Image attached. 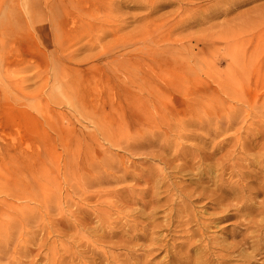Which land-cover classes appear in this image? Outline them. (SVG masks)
Wrapping results in <instances>:
<instances>
[{
	"label": "rangeland",
	"instance_id": "rangeland-1",
	"mask_svg": "<svg viewBox=\"0 0 264 264\" xmlns=\"http://www.w3.org/2000/svg\"><path fill=\"white\" fill-rule=\"evenodd\" d=\"M156 2L0 0V65L5 75L0 72V133L21 137L25 163H36V169H24L18 176L6 174L17 163H0V264H47L54 257H65L68 264H196L203 251L192 244L196 225L185 223L188 211H182L183 202L203 216L222 207L209 197L188 199L180 187L190 190L192 179L201 176L208 195L219 186L227 192L226 202L235 203L241 192L229 191L241 188L259 161L264 165V58L259 55L253 62L255 68H262L257 84L245 71L241 80L224 85L233 76L230 70L242 64L234 59L236 51L243 58L257 53L249 44L230 52L227 42L217 38L221 27L234 28L242 22L247 28L260 18L264 0L242 1L227 7L228 12L219 11L218 1H196L200 6L196 15L206 9L209 15L178 28L172 36L183 41L193 36V44L199 36L212 41L204 50H192L191 44L189 50L169 54L208 83L200 87L210 91L204 103L216 102L220 109L221 128L213 120L211 127L185 123L186 129L197 130L207 141L182 139L166 122L154 127L160 113L174 114V109L187 107L177 93L172 95L173 106L151 101L149 57L168 52L151 53L148 38L159 37L163 17L180 6L174 3L148 14ZM142 28L146 39L135 41ZM244 35L252 42L263 37L259 31ZM56 64L61 80L54 79ZM130 78L141 84L131 85ZM71 80L75 81L66 86L65 81ZM247 82L252 83L249 88ZM152 83L163 86L162 80ZM256 85L263 89L258 100L253 97ZM243 89L253 92L251 102L231 96L230 91ZM112 97L118 98L113 104ZM123 97L133 102L121 103ZM172 115L167 122L175 121ZM202 121L208 120L202 117ZM197 144L207 153L214 151L213 157L202 162L195 159L193 149H186L182 153L190 156L181 153L174 159L182 146ZM251 159L256 166L248 164ZM207 165L211 174L206 173ZM254 186L263 191L260 184ZM263 198L253 192L248 201L258 205ZM98 209H112L111 221L102 225ZM150 209L155 211L154 223L132 228V219L145 218L131 214ZM226 211L233 213L235 207ZM245 224L243 217L231 216L214 224L209 234L238 241L239 234L252 231ZM224 225L232 235L220 230ZM260 234L264 243V231ZM211 251L216 264L220 251ZM238 253L230 257L237 260Z\"/></svg>",
	"mask_w": 264,
	"mask_h": 264
},
{
	"label": "bare ground",
	"instance_id": "bare-ground-1",
	"mask_svg": "<svg viewBox=\"0 0 264 264\" xmlns=\"http://www.w3.org/2000/svg\"><path fill=\"white\" fill-rule=\"evenodd\" d=\"M136 1H157L155 8L152 10V8L149 9L148 14L153 13L155 10L163 9L167 5L178 3L180 4L178 11H175L174 13H166V15L163 17L165 24L163 25V31L162 34L158 37L156 34L151 35L154 37L148 38L149 43L148 47L152 49L151 53L156 52V50H161L162 52H168V54L164 57H158L150 55V73L147 75L151 85L149 91L151 92L152 98L151 101L155 103L158 101V103L162 106L163 103L171 104L173 106V98L172 95L174 93L180 94V99L183 102L182 98L186 99L187 101V107L185 106L184 109H174L176 113H171V110H168L166 113H160L157 117V122L154 125V127H158V125L162 122H166L167 125H171V129L173 131H178V136H180L182 139H201L203 141H207L208 139L202 136L201 133L197 132V130L189 131L186 129L185 123H189L191 126L194 125H202L207 126L211 124L213 121H215L216 127H220V122L222 115L220 114V109L217 107L216 102H211L209 104L204 103L206 97L209 96L210 91L202 90L200 87L207 84L205 83L197 74L195 73H189L187 71L186 66L183 64L178 63L175 59H170L169 54L175 53V52H181L184 51L186 48L189 50L190 45L192 44V50L194 48H198L200 50H204L206 46L209 45L210 40H207L205 36H199L195 37V44H193L192 38L193 36H190V39H186L183 41L184 38L176 40H172V36L175 33V31L180 27H186L187 25L191 23H195L200 17L208 16L209 12L206 9V11L201 10L199 15L198 10L200 6L196 3V1L199 0H136ZM208 1H218L215 5L219 7V11H225L228 12V10L233 8V6H237L242 1H258V0H208ZM264 4H262L260 7L262 8ZM229 7V9L227 8ZM264 11V8L262 9ZM184 14L187 15L185 18H181ZM181 15V16H180ZM225 26V25H223ZM221 31L219 32V36L217 38L225 40L228 46V50L231 52L232 50H244L248 44L252 45L253 52H256L255 55H250L248 58H243L241 54L237 57L236 54H238V51L235 52L234 59H237V62H240L242 64L235 65L234 70H230L231 74L233 76H229L227 79H225L224 85H228L231 81L234 80H241L242 75L246 72L250 73V76L256 79L258 83V77L260 76L262 68L258 69L255 68L253 65L255 59L261 55L262 58H264V12H262V15L260 18H256L255 21H253L247 28L242 25V22H236V26L234 28H223L221 27ZM246 31L251 32H261L263 37L258 38L257 41H251L252 38L246 37L244 33ZM137 37L135 38V41L146 39V33L144 32V29L142 28L140 32H138ZM161 40H164V43H161ZM176 40V41H174ZM190 43V44H189ZM189 44V45H188ZM147 47V48H148ZM259 52V53H258ZM261 53V54H260ZM191 57V56H190ZM188 57L187 59H190ZM130 59V58H129ZM219 60V59H217ZM251 61V62H250ZM249 63V64H247ZM250 65V66H249ZM28 66H31V63L28 62ZM0 65V72H1ZM55 70H58V73L55 75L56 79H62L63 74L59 71L60 66L58 64L55 65ZM128 71V69H125ZM264 70V68H263ZM2 74V75H1ZM1 77H5L4 73L1 72ZM241 76V77H239ZM247 76V75H246ZM119 76L117 75L116 78ZM239 77V78H238ZM162 80L163 86L160 87L157 84H153L152 82L160 81ZM75 80L71 81H65L66 86H68L69 82L70 84L73 83ZM252 82V81H251ZM247 82V87L249 88L252 83ZM129 83L131 85L138 86L141 84L138 80L130 78ZM149 83V84H150ZM230 86V85H229ZM258 85H256V88ZM254 89L253 97L258 100V92L263 90L261 87ZM248 90L244 91V89L241 91L239 90H233V93L231 96L234 98H237L239 100L245 99L248 102H251L252 97H249V94L253 93ZM131 97H133L131 95ZM125 100H124V99ZM119 98V101L122 103V101L126 102H133L132 99L129 97H123ZM112 102H116L118 98H109ZM95 100H99L95 99ZM105 100V99H104ZM206 102V101H205ZM121 105V104H120ZM14 106V105H13ZM218 112H217V110ZM117 110V109H116ZM180 111H182V116L180 115ZM119 112V111H118ZM121 113V112H119ZM175 116H173V115ZM170 115L171 118H176L175 121H171V123L167 122V117ZM228 116H231V114H227ZM189 116V117H187ZM178 117V118H177ZM202 117L207 118V124L202 121ZM189 119V120H188ZM213 120V121H212ZM231 121H228V124H230ZM100 123V121H99ZM212 125H209L208 127H211ZM98 129H100L98 124ZM101 130V129H100ZM216 130V128H215ZM221 130V129H220ZM217 132V130L215 131ZM164 134H168V132L161 133V136ZM17 138V139H16ZM10 137L7 136L4 132L0 133V163L4 162H15L18 164L17 168L12 167V169H7L6 174H12V176H18L24 169L33 170L36 163H25L24 156L26 154V151L22 149L21 146V137ZM234 139L237 138V142H240V138L238 136H234ZM200 143V140H199ZM202 145H192L191 147L182 146L181 149H178V152L174 154V159H179L181 156V153L183 150L186 151V149H193L194 154H196L195 159H199L200 161H205L207 158H211L214 155V151L212 152H205L201 147ZM218 148H221L220 146ZM264 154V146L262 147ZM247 152L245 151V154ZM188 154H183L182 156H186ZM190 156V155H189ZM263 161H259L257 166L254 163V160L251 159V161L248 162L249 165L254 164L257 169L256 171L249 170L246 182L242 183L241 188H235L232 191H229L231 193L233 192H241V195L235 198V203H229L226 202L227 195L226 190L222 189L219 186H216V188L212 191L211 196L207 194L205 191V187L202 186V183L205 182L204 177L197 178V181L192 179L190 182L192 185H194L190 190L185 191L183 187H180V191L185 193L186 198H192L195 197L197 199H201L203 197H209L213 204L216 206L222 207V209L219 212H212L209 213L208 216L200 215L193 207H190L189 205H186L185 202H183V208L182 211H188L187 214V220L185 221L186 224H192L194 223L196 225V229L192 232L191 236L194 238L193 243L201 248L203 251V255L199 257L196 261V264H206V262H209V264H214L212 262V251L211 249L217 248L220 252L217 254V263L216 264H252L254 263H260L264 264V258L262 259V254H264V243L260 242L262 239V233L264 231V198L258 202V205H254L251 203V201H248L253 194V192H256L257 194H263L264 196V165H261ZM208 168V171L206 173L211 174L212 168L210 166H206ZM24 172V171H23ZM257 173H261V175H255ZM14 181V178L12 179ZM202 182V183H201ZM55 186L59 184V181L55 180ZM261 186L262 190L257 189L254 185ZM21 186L23 187V184L21 183ZM58 186V185H57ZM202 187V189H200ZM57 191V190H56ZM55 191H53L50 196H54ZM210 202V201H209ZM248 202V203H247ZM211 203V202H210ZM143 206H146V203L143 204ZM213 206V205H212ZM235 207V212L230 213L226 211L229 207ZM214 207V206H213ZM216 209V207H214ZM174 209V205L171 206V210ZM225 209V210H224ZM117 210V209H116ZM100 213V219L102 222V225L106 221L110 220V215L112 213V209H109L107 211L99 210ZM137 213L139 215H137ZM107 217H106V215ZM133 217H140L143 216L145 220H139L132 219L134 224L131 225L132 228H136L137 224L141 225V228L145 229L147 226H151L154 223V215L155 211L151 210L148 212L145 211H139L134 212L131 214ZM235 216V217H243L246 220V224L244 228H247V226H250L252 228V231L249 234H239L241 235L240 240L233 241V242H226V239L224 237L226 236H217L213 234H209L210 228L214 226L217 222L223 221L228 217ZM146 221V222H145ZM113 223V222H111ZM128 223V222H127ZM81 225L80 223H77ZM128 225V224H127ZM230 225L229 223L227 224ZM155 227L157 225H154ZM225 225L220 227V230L223 233L232 235L230 232H227L226 229H224ZM248 229V228H247ZM8 231V230H7ZM260 233H259V232ZM50 233V231H49ZM236 236V234H234ZM249 238H251V242L249 241ZM251 243L249 246H247L248 243ZM191 244V245H192ZM251 248L252 250L250 252L246 251V248ZM30 251V250H29ZM239 251L240 258L234 259L233 257H230L233 252ZM227 252V254H225ZM235 261V262H234ZM225 262V263H223ZM30 264H35V261H32ZM47 264H68L65 257L57 258L54 257V261L47 263Z\"/></svg>",
	"mask_w": 264,
	"mask_h": 264
}]
</instances>
